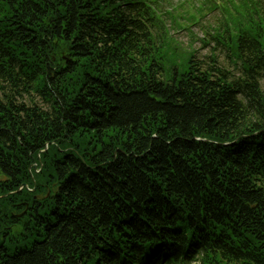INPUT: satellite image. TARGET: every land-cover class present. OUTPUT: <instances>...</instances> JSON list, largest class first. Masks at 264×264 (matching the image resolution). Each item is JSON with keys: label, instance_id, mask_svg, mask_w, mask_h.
<instances>
[{"label": "trees", "instance_id": "trees-1", "mask_svg": "<svg viewBox=\"0 0 264 264\" xmlns=\"http://www.w3.org/2000/svg\"><path fill=\"white\" fill-rule=\"evenodd\" d=\"M0 264H264V0H0Z\"/></svg>", "mask_w": 264, "mask_h": 264}, {"label": "rangeland", "instance_id": "rangeland-1", "mask_svg": "<svg viewBox=\"0 0 264 264\" xmlns=\"http://www.w3.org/2000/svg\"><path fill=\"white\" fill-rule=\"evenodd\" d=\"M177 2V0H172ZM220 16L219 13H214L212 16H208L204 21L203 25H209L210 29L215 25L216 18ZM207 28V27H206ZM193 37L189 34L188 31L184 30L175 34L179 40L184 45H192L197 52V59L200 62L206 64L211 63V57L214 55L217 59V64L219 68H223L232 73L234 78L241 76V65L238 63L233 54L226 49L225 47L217 44V42L212 41L210 38L207 43H204L205 34L204 29L200 25L193 27ZM208 66V65H207Z\"/></svg>", "mask_w": 264, "mask_h": 264}, {"label": "water", "instance_id": "water-1", "mask_svg": "<svg viewBox=\"0 0 264 264\" xmlns=\"http://www.w3.org/2000/svg\"><path fill=\"white\" fill-rule=\"evenodd\" d=\"M34 168H36V165H34Z\"/></svg>", "mask_w": 264, "mask_h": 264}]
</instances>
